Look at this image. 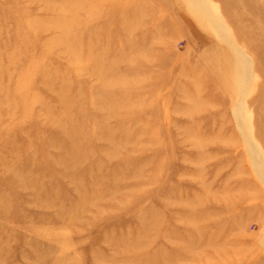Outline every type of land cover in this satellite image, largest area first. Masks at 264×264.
Returning <instances> with one entry per match:
<instances>
[{"label": "rangeland", "instance_id": "rangeland-1", "mask_svg": "<svg viewBox=\"0 0 264 264\" xmlns=\"http://www.w3.org/2000/svg\"><path fill=\"white\" fill-rule=\"evenodd\" d=\"M0 264H264V0H0Z\"/></svg>", "mask_w": 264, "mask_h": 264}, {"label": "bare ground", "instance_id": "bare-ground-1", "mask_svg": "<svg viewBox=\"0 0 264 264\" xmlns=\"http://www.w3.org/2000/svg\"><path fill=\"white\" fill-rule=\"evenodd\" d=\"M234 56H235V59L238 61V67H240L242 85H245L247 83V78L248 77L246 75H247V73L249 71L250 64H249V62L246 63L245 58H243V56H242L241 52H239L238 48H237V52H235ZM245 76H246V78H245ZM247 88H248V86H247ZM242 115L243 114H241V112L239 111L238 119L240 121V124H242L244 122Z\"/></svg>", "mask_w": 264, "mask_h": 264}]
</instances>
